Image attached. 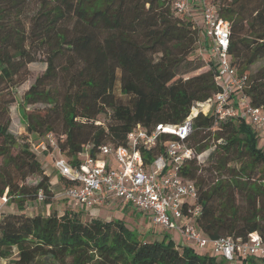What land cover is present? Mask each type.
<instances>
[{"label": "trees", "instance_id": "16d2710c", "mask_svg": "<svg viewBox=\"0 0 264 264\" xmlns=\"http://www.w3.org/2000/svg\"><path fill=\"white\" fill-rule=\"evenodd\" d=\"M30 1L34 8L25 12ZM171 1L0 0V197L7 191L8 202L16 206V212L0 218V259L11 264H228L194 247L176 248L166 234L148 239L118 220H83L73 209L26 214L39 191L45 203L54 196L32 143L51 133L76 165L84 147L95 156L104 144L124 146L137 125L147 131L158 124L181 125L196 103L219 91L215 66L193 58L195 23L177 15ZM212 2L230 26V64L248 74L264 60V0ZM38 56L46 69L23 94V103L43 107L24 113L26 133L17 139L9 132L12 90L27 80V66ZM117 81L118 96L113 93ZM245 95L264 110V67L249 75ZM213 121L200 113L193 119L188 146L195 156L203 154L213 135L214 150L206 161L190 160L182 172L198 188V227L210 240H245L253 232L264 238L261 137L243 117L211 131ZM162 152L159 148L149 157ZM29 177L38 180L29 186ZM234 264H264V258L250 256Z\"/></svg>", "mask_w": 264, "mask_h": 264}, {"label": "built area", "instance_id": "2783aa9c", "mask_svg": "<svg viewBox=\"0 0 264 264\" xmlns=\"http://www.w3.org/2000/svg\"><path fill=\"white\" fill-rule=\"evenodd\" d=\"M171 8L177 15L190 17L200 30L199 52L207 65L215 66L214 82L219 91L205 102L196 103L181 125L158 124L151 131L137 125L127 135L124 146L104 144L95 156L84 147L76 165L66 159L51 133L32 143V149L52 155V166L63 182L59 197L70 201L74 208L89 210L118 200L148 215L154 225L178 231L192 247L225 263L234 264L250 256L264 258V238L257 232L248 234L245 240H210L204 236L197 224L202 214L198 188L182 174L190 160L202 156H195L187 143L193 119L199 113L213 116L211 131L227 120L243 117L264 136V110L253 106L245 95L249 74L239 73L230 64V26L220 17L217 5L212 0H172ZM197 16L199 21L195 20ZM165 135L175 138L163 140ZM159 148L162 153L149 157ZM9 199L6 191L0 197V209ZM45 199L39 191L35 202L43 203ZM7 261L0 259V264Z\"/></svg>", "mask_w": 264, "mask_h": 264}, {"label": "rangeland", "instance_id": "374dc122", "mask_svg": "<svg viewBox=\"0 0 264 264\" xmlns=\"http://www.w3.org/2000/svg\"><path fill=\"white\" fill-rule=\"evenodd\" d=\"M33 8H34V1H32V2L30 1L27 4L25 12L31 11ZM199 19L200 18L198 16L195 17V20L199 21ZM197 30H198V36L196 38L197 40H196V44H195V49H194V52L192 54L193 58L196 56L197 57L201 56L200 52H199L200 51V42H201L199 36H201V34H200V30L199 29H197ZM263 67H264V60H261V61L257 62L256 64H254L252 67H250V69L248 70V74L253 75ZM27 69L29 71V75H28L27 80L25 82H23L22 84L14 87L12 90L14 97H15V101L9 107V110H8V117L10 120L9 132L12 135H14L17 139H20L26 133L25 123L23 120L24 113L27 112L28 110H32L35 108L42 109V107H43L42 104H37L35 106L29 107L23 103V94L30 87V85L35 81V79L37 77L41 76L46 69V65H45V63H43V58L41 56H38L37 61L28 64ZM113 93L116 96L119 95V81H117L115 83ZM258 136L261 137L262 139H264L263 135L258 134ZM210 137L211 138L209 141V149L205 153L202 154V156L200 157V160H197V161H199V163L206 161L207 156L214 150L213 143L215 142V140L213 138V135H211ZM56 138L58 139L57 136H56ZM259 146L262 149H264V142H261V144H259ZM37 159H38L39 163L41 164L44 172L47 175H49L50 187H51L53 194L60 195L62 193V187L60 186L58 175L52 166V155L39 152V153H37ZM37 180L38 179L36 177H29V178H27L25 183L27 185L31 186V185H34ZM57 200L51 199L50 202L52 204L51 203H45V202L36 203L35 201H30V203H28V205L26 206V214L29 216H32L34 214H37L38 212L41 213V211L44 209V207H46L49 210V213L53 212L54 211L53 209H57V210H55V212L58 213L59 208L61 206V203L63 204V202H65V201L61 200L60 203H57V204L54 203V201H57ZM119 202L120 201H118V200H113V202L111 201L112 204L114 203L113 207H110V206L104 207V208H101V211H98L97 209L95 210L93 208L94 210H92V212L95 211L96 215L100 216V217L96 216V218H106V219L110 218V220L122 221V222H124V224L129 229L133 230L136 234H140L141 236L148 235V233H150L151 228H153L155 231L160 233L159 235L161 236V238L159 240H161L163 238V235H165V234L171 237L172 233H174V231H172V230L166 231V230L162 229L161 227L154 225L153 223L150 224V221L147 219L143 220L144 221L143 222L142 221L143 215L141 214V212L139 213L138 211H136L135 209H133L131 207H126L124 204L118 205ZM67 203H68L67 206L70 207L71 204L69 202H67ZM13 212H16L15 203H9L8 202L5 205L1 206L0 218L2 215L10 214ZM91 217L92 216L89 215V212H82L83 220H88ZM146 231H148V232H146ZM175 233H176V234H174L175 237L173 236L171 239L174 247H176V248L181 247V246L182 247H190L189 245H187L185 243L186 241L182 242V240H181L182 236L180 235V233L178 231H175ZM149 239L152 240V238H150V237H149ZM6 264H11V263L9 261H7Z\"/></svg>", "mask_w": 264, "mask_h": 264}, {"label": "crops", "instance_id": "0c3cea01", "mask_svg": "<svg viewBox=\"0 0 264 264\" xmlns=\"http://www.w3.org/2000/svg\"><path fill=\"white\" fill-rule=\"evenodd\" d=\"M261 142H264V139H262L261 138ZM49 176V175H48ZM59 178V177H58ZM60 186L62 187V185L60 184ZM57 200V201H54V203H60V201L62 200V201H65V202H63V204L61 203V206H60V208H59V211L61 212H59L58 211V214L60 215V214H62V212L65 210V209H73V210H76V211H79V212H89V215L90 216H92V217H100L99 215H96V213H95V211H93L92 212V210H98V211H101V208H104V207H108V206H110V207H113L114 206V203L112 204L111 203V201L110 202H108V203H106V204H104V205H102V206H100V207H98V208H94V209H89V210H85V209H76V208H74V205L70 202V201H68V200H66V199H64V198H61V197H59V195H55L54 194V196H53V198H52V200ZM67 202H69L70 204H71V206L70 207H68L67 206ZM113 202V201H112ZM51 203V202H50ZM52 204V203H51ZM120 204H124L126 207H130V206H128L127 204H125V203H122V202H119L118 203V205H120ZM132 208V207H131ZM54 211L55 210H57V209H53ZM97 212V211H96ZM139 212V211H138ZM49 213V210L46 208V207H44V209L41 211V213H37V214H41V215H46V214H48ZM99 213V212H98ZM140 213V212H139ZM143 216H142V221L143 220H149L150 221V224H152V222H151V220H150V217L148 216V215H146V214H144V213H141ZM100 219H102V220H105V221H109L110 220V218H108V219H106V218H100ZM144 222V221H143ZM146 232H148V231H146ZM160 233L159 232H157V231H155L153 228H151L150 229V233H148V235H146V237H150V238H152V240L154 239V240H159L160 238H161V236L159 235ZM174 234H176L175 232L174 233H172V235H171V239H172V237L174 236ZM175 237V236H174ZM149 239V238H148ZM182 240V239H181ZM182 242H185L184 240H182ZM187 245H189L190 247H192L193 245H191V244H189V243H187V242H185Z\"/></svg>", "mask_w": 264, "mask_h": 264}]
</instances>
